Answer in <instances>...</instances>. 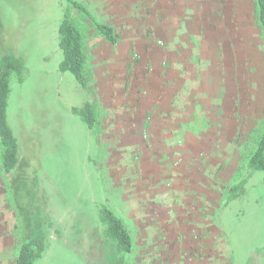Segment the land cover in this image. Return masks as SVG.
Instances as JSON below:
<instances>
[{"label":"rangeland","instance_id":"obj_1","mask_svg":"<svg viewBox=\"0 0 264 264\" xmlns=\"http://www.w3.org/2000/svg\"><path fill=\"white\" fill-rule=\"evenodd\" d=\"M112 3L114 8L93 16L114 28L116 43L101 35L88 16L74 14L84 26L91 98L74 74L59 69L63 54L58 30L68 1L0 0L8 46L26 64L24 80L19 81L17 74L11 79L9 121L22 154L36 170L41 203L47 204L50 223L48 248L36 264L104 263L106 259L101 261L97 255L103 251L105 225L99 211L105 206L123 216L133 238L132 251L124 255L125 264H264V171H256L252 185L240 186L256 148L255 138L260 133V139L264 131L257 128L264 120V37L256 1L110 0ZM113 56H120L119 61ZM108 57L112 59L106 67L110 75L98 76ZM122 70L126 74L122 84L125 101L130 102L132 92H140L147 98L145 104L154 105L151 110L157 104L151 101L155 91L149 86L155 76L163 78L165 105L175 101L166 89L168 82L180 87L177 105L193 121L181 128H166L169 134L237 138L236 162L232 155V165L223 163L221 168V205L214 217L219 230L215 234L188 217V213L198 215L194 207V213L189 212V183L182 182L178 191L175 182V176L181 177L176 171L186 160L183 155L172 156L174 144L160 142L159 128L151 133V113L126 128L117 141L110 134L117 128L104 127V107L119 97L117 88L113 94L105 93L104 84L111 81L109 84L119 87ZM85 93L96 107L93 129L72 112V107L82 106L88 99ZM126 102L124 105L129 104ZM193 111L198 112L196 116L191 115ZM203 113L223 122H208ZM155 152L159 158L154 157ZM169 163L179 169L172 172L167 169ZM0 185V204L7 217L5 222L0 216V232H13L9 259L14 261L21 245L20 221L1 150ZM139 188L140 197L147 202L140 219L126 206L129 199L139 197ZM194 200L202 199L196 195ZM173 202L178 206L171 212ZM99 237L102 247L93 242Z\"/></svg>","mask_w":264,"mask_h":264},{"label":"trees","instance_id":"obj_2","mask_svg":"<svg viewBox=\"0 0 264 264\" xmlns=\"http://www.w3.org/2000/svg\"><path fill=\"white\" fill-rule=\"evenodd\" d=\"M67 1L70 9L65 8L63 11L58 30L59 45L63 54L59 69L61 72L68 71L74 74L81 88L92 98V88L89 87L87 80L84 26L78 22L74 14L78 11L88 16L95 29L109 42L116 43L118 36L112 26L100 22L84 4L77 0ZM255 1L257 21L264 37V0ZM25 68L24 59L8 46L0 11V150L7 186L17 209L21 234V245L13 264H36L47 249L50 226L47 204L41 203L36 170L31 169L29 159L22 154L19 140L8 116L12 76L17 74L19 81L22 82ZM88 95L82 106L72 107V112L80 116L89 129H93L97 124V112L94 102L89 100ZM257 128L264 130V120L259 121ZM259 134L255 138L256 148L247 163L246 178L242 180L240 186H243L247 177L254 172L264 171V131L260 139ZM99 219L105 225L103 251L99 250L97 255L99 260L102 261L104 257L106 261L102 264H125L124 255L132 251L134 244L123 219L106 206L100 209ZM100 239L96 238L93 242L95 244L98 242V246L102 247Z\"/></svg>","mask_w":264,"mask_h":264},{"label":"crops","instance_id":"obj_3","mask_svg":"<svg viewBox=\"0 0 264 264\" xmlns=\"http://www.w3.org/2000/svg\"><path fill=\"white\" fill-rule=\"evenodd\" d=\"M77 1L84 4L92 13V15H98L97 12H101V14H103L102 11L104 9H109L110 7L114 8L115 6L114 3L110 5V0H105L102 2L100 1L97 2V0H77ZM90 6H93L94 9H92ZM98 8H100L101 10H99ZM98 20L101 22L100 19ZM119 58L120 56H116V57L113 56L114 61L115 60L119 61ZM111 62L112 59L108 57L105 63L104 70H100L97 72L98 76L103 77L106 75L107 76L110 75L107 74L106 67L111 66ZM96 70L99 69L97 68ZM125 77H126L125 71L122 70L119 87H117V85L115 87L114 85L109 84L111 81L104 84L105 88L103 89V91L105 93L113 94L115 88H117L119 91V97L117 99H114V103L105 105L104 107L105 116L103 117V119L106 122L104 127L109 128V130H112L113 128H117V132L110 133L113 135V137H115V140L117 141L120 137L122 136L124 137V135L126 134L125 133L126 128H128L131 125L134 126L135 124H139V121H143V118L146 115V113H151V117H150V120H152L150 124L152 125L151 133L154 134L155 131L157 132L159 128L162 133V135L159 137L161 138L160 142H163L166 145H168L169 143L174 144L171 147L172 150H170L172 156L173 154L179 156L183 155L181 157H183L186 160V162L182 166V169L179 172L176 171L179 168L174 167V165L171 166L170 163L166 164V166L167 169H170L172 172L176 171L181 176V177L175 176L176 178L175 182L176 183L178 182L177 184L179 185L178 191L181 190L183 183L185 184L189 183V189L187 190L188 192L186 193L189 196V201H190L189 212L192 211L191 207H194L196 209V210L194 209L195 213H198V215L197 217H195V215L188 213V217L191 219V221H195L197 219L196 220L197 223L194 222L195 224H198V226L203 225L201 226L203 227V230H212V233L215 234L216 229L219 230V227H217L214 224V217L217 214L219 206L221 205L220 204V198H221L220 185H221V173H222L221 168L223 166V163L232 165L231 164L232 158H230L232 155H233V159L235 158V156L237 158L238 156L237 138L235 137L233 139L231 136L226 138V136L223 135L206 134V133L198 134L196 136L194 135L189 138L186 137L181 138V133L179 132H174L172 133V135L171 133L169 134V131L166 132V128L169 129L181 128L182 126H185V123H190L193 121L191 119V116H187L182 111L181 107L177 105L179 103V100H177L179 94L177 92L179 91L180 87L176 86V83L174 82L171 83L168 82L169 88L167 87L166 89L168 92H170L171 99L173 98L175 99V101L173 105H171L170 103L168 105H165L162 99L165 94L164 88L161 87L163 78L159 76H155V81L150 83L149 86H152V88L155 91V95L153 94L154 97L153 98L151 97V101L153 102L156 101L157 104L155 106L156 110H151L150 107L152 105L145 104L143 99L146 100L147 98L145 99V97L143 98V96H140L142 95L139 94L140 92L138 94L132 92L131 98L129 99L130 102H126L127 99L125 101L124 97L126 93L124 88H122V84L124 82ZM169 79L173 81V78H169ZM141 86L146 87L147 84ZM99 92L103 94L101 90H99ZM161 92L163 93L161 94ZM149 96H151L150 93ZM125 102L129 104L124 105ZM152 107L154 108V105ZM197 113L198 112L193 111L191 115L196 116ZM202 116L205 117L208 122L209 121L214 122L215 125H218L223 122L222 118L217 117V119H215L213 115L209 113H203ZM109 130L107 131L108 133ZM155 142H159V141H155ZM178 151L181 152L179 153ZM227 156H229L230 159L227 158ZM154 157L159 158L160 156H158L157 153L155 152ZM236 158L234 159L235 160L234 163L236 162ZM257 175H258L257 172H255L253 173V175L247 177L245 186L247 187L249 185H252ZM193 181L195 183H193ZM178 191L174 192L175 196L179 194ZM138 193H139V197L129 199L127 202L128 204L126 206L131 207L133 209V212L135 213V216L138 219H140L142 215L145 213L144 210L142 209L147 208L146 205L147 202H145L140 197L141 196L140 188L138 189ZM196 195L202 200H194V197ZM107 198L109 199V197L106 195V200ZM177 206L178 205L174 204L173 202V204H171L172 207L171 212H173V210ZM4 211H5L4 205L0 204V216H2V221L6 222L7 217L6 215H4ZM192 212L194 213V211ZM116 214L119 217L123 218V216H120L117 212ZM170 216L172 217L171 219H174V214ZM12 235H13L12 231L0 232V245L3 244V246L0 248V264H13L14 262V261H10L9 259V256L11 257V253H12L9 245V241H11ZM43 257L44 256H42L40 259L42 260Z\"/></svg>","mask_w":264,"mask_h":264}]
</instances>
